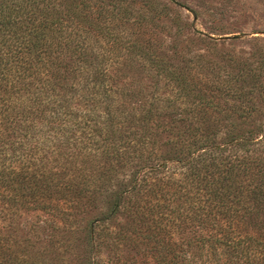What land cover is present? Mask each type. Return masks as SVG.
I'll return each mask as SVG.
<instances>
[{
    "label": "trees",
    "instance_id": "16d2710c",
    "mask_svg": "<svg viewBox=\"0 0 264 264\" xmlns=\"http://www.w3.org/2000/svg\"><path fill=\"white\" fill-rule=\"evenodd\" d=\"M169 2L0 0V264H264L259 71L158 42Z\"/></svg>",
    "mask_w": 264,
    "mask_h": 264
},
{
    "label": "rangeland",
    "instance_id": "374dc122",
    "mask_svg": "<svg viewBox=\"0 0 264 264\" xmlns=\"http://www.w3.org/2000/svg\"><path fill=\"white\" fill-rule=\"evenodd\" d=\"M173 1L169 5L180 13L179 17L159 21L162 30L156 33V40L170 46L176 27L183 29L184 35L176 38L182 48L191 54H203L212 64L214 75L224 78L234 71L247 72L245 68L259 71L263 85L260 89L264 92V0ZM230 58L238 62L236 67ZM204 67L197 70L201 75L210 71L208 66ZM121 73V85L126 88H141L145 92L154 84L150 73L136 67L124 68ZM169 90L170 86L166 84L159 86L160 93ZM257 106L263 120L264 99ZM51 222L45 213L30 211L21 213L18 228L24 235L35 234L43 244Z\"/></svg>",
    "mask_w": 264,
    "mask_h": 264
}]
</instances>
